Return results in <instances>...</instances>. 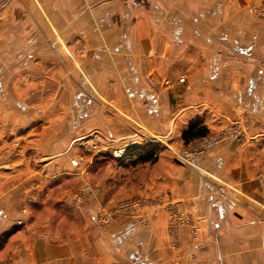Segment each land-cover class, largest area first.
I'll use <instances>...</instances> for the list:
<instances>
[{
	"label": "crops",
	"instance_id": "1",
	"mask_svg": "<svg viewBox=\"0 0 264 264\" xmlns=\"http://www.w3.org/2000/svg\"><path fill=\"white\" fill-rule=\"evenodd\" d=\"M7 1L20 14L30 11L55 43L61 64L45 74L60 91L56 113L76 106L75 123L81 108L94 106L89 131L117 139L139 127L167 142L164 179L182 180L171 198L187 225L170 235L167 212L151 208L91 228L86 242H54L48 227L30 228L22 256L3 262L16 238L6 206L0 264H264V191L256 178L264 169V16L255 7L264 0ZM78 39L83 54L58 56L60 40L74 50ZM233 122L244 126L241 143L223 141L187 174L176 172L170 148L200 138L183 140L190 127L206 136Z\"/></svg>",
	"mask_w": 264,
	"mask_h": 264
},
{
	"label": "rangeland",
	"instance_id": "2",
	"mask_svg": "<svg viewBox=\"0 0 264 264\" xmlns=\"http://www.w3.org/2000/svg\"><path fill=\"white\" fill-rule=\"evenodd\" d=\"M9 5L7 0L0 3V210L10 207L16 238L9 241L13 250L3 262L14 254L22 256L30 228L48 227L54 242H86L91 228L102 229L119 216L140 218L142 210L151 208L167 212L170 235L187 225V214L171 198L181 192L182 180L164 179L167 162L161 160L167 142L139 127L117 139L109 130L89 131L94 106L81 108L84 114L75 123L76 106L69 104L56 113L60 91L45 74L48 65L61 64L55 43L43 38L45 28L30 11L20 14ZM255 7L264 16V7ZM58 44V56L63 53L71 61L83 54L85 43L75 40L74 50L61 40ZM243 129L242 123L233 122L187 144L175 143L169 159L176 172L187 174V167L212 147L227 140L241 143ZM149 142L157 148L154 163L128 154L114 156L117 149ZM256 178L264 191V169Z\"/></svg>",
	"mask_w": 264,
	"mask_h": 264
},
{
	"label": "trees",
	"instance_id": "3",
	"mask_svg": "<svg viewBox=\"0 0 264 264\" xmlns=\"http://www.w3.org/2000/svg\"><path fill=\"white\" fill-rule=\"evenodd\" d=\"M206 133L205 129H196L194 127H190L189 130L183 135V140L188 142L197 137L204 136ZM129 156L135 157V159H141L145 161H150L152 163L157 161V148L154 143H145L141 146H134L129 150Z\"/></svg>",
	"mask_w": 264,
	"mask_h": 264
},
{
	"label": "built area",
	"instance_id": "4",
	"mask_svg": "<svg viewBox=\"0 0 264 264\" xmlns=\"http://www.w3.org/2000/svg\"><path fill=\"white\" fill-rule=\"evenodd\" d=\"M130 149H117V151L114 153L115 157L122 158L124 157V154H128Z\"/></svg>",
	"mask_w": 264,
	"mask_h": 264
}]
</instances>
